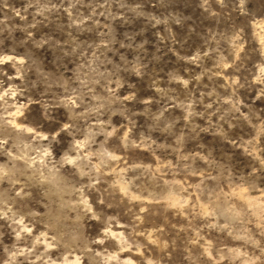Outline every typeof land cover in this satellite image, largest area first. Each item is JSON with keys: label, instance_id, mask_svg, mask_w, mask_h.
I'll return each mask as SVG.
<instances>
[{"label": "rangeland", "instance_id": "374dc122", "mask_svg": "<svg viewBox=\"0 0 264 264\" xmlns=\"http://www.w3.org/2000/svg\"><path fill=\"white\" fill-rule=\"evenodd\" d=\"M0 264H264V0H0Z\"/></svg>", "mask_w": 264, "mask_h": 264}]
</instances>
